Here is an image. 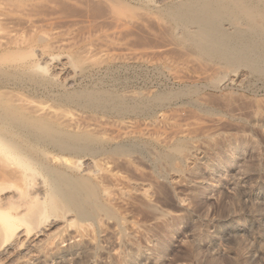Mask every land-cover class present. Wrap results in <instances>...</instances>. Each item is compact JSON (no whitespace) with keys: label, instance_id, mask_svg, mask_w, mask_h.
Instances as JSON below:
<instances>
[{"label":"rangeland","instance_id":"1","mask_svg":"<svg viewBox=\"0 0 264 264\" xmlns=\"http://www.w3.org/2000/svg\"><path fill=\"white\" fill-rule=\"evenodd\" d=\"M262 1L247 4L261 27L246 29L238 10L231 28L253 41H231L230 18L219 14L233 46L222 54L175 34L161 11L189 0L159 8L150 0H0V100L36 105L108 141L109 153L88 151L92 162L75 172L109 186L104 198L119 216L84 222L71 213L68 223L47 202L55 227L36 236L38 220H15L19 238H9L0 264H264V53L233 50L264 45L255 37ZM179 141L187 149L173 154ZM169 152L178 153L171 163ZM0 165L16 200L33 201L22 159L0 146Z\"/></svg>","mask_w":264,"mask_h":264},{"label":"bare ground","instance_id":"2","mask_svg":"<svg viewBox=\"0 0 264 264\" xmlns=\"http://www.w3.org/2000/svg\"><path fill=\"white\" fill-rule=\"evenodd\" d=\"M186 1H188V0H186ZM256 1L260 2L262 0H189V2H187V5L184 7L177 6V7L173 8L172 7L173 4H172L171 7L170 6H163L161 8V11H162V13H165L169 17V19H171L172 22L175 24V26H173L175 34L183 35L184 38L188 39L193 45L198 47V49L199 48L203 49V50L205 49L204 52H206L207 49L210 48L217 53L218 52H221V53L225 52L226 53L227 50L231 49L233 46L232 47L229 46V48H228L227 42L225 41V40L228 41V39L223 40L222 36H224V34H221V31L223 32V30H220V28L222 26L220 24H223V23H221L222 19L220 17H218L219 14L221 13L222 16H224L226 14V17H224V18H230V19H228L230 21L223 19V22L227 21L228 23H230V40L232 41L231 38H233L232 36H234L235 39H237V40L241 39V41H244L245 39H248L249 35H252V33L247 32L248 30L246 32H244V31L241 32L240 31L241 29H238V27H237V29H235V31H233L234 29L233 30L231 29L232 27L235 28L236 19L238 18L237 17L239 15L238 13H240V12L236 13V11L241 10L240 14L243 13L242 12L243 10L246 11L245 13H243L244 18L246 19V21H248V25H246L248 27H246V29H250L249 31H252L255 28H258V27H256L259 24V22H257V19L260 16L259 17L257 16V13H256L253 5L251 7H248L247 4H248V2H256ZM164 2H165V0H150L149 3L154 4L153 6L157 5V7H158V5H161ZM181 2H183V1H181ZM146 4H147V2H146ZM179 4L181 5V3H179ZM256 5L259 6L258 4H256ZM262 17H264V16H262ZM219 19H221V22L219 21ZM240 19H237V23L241 21ZM259 20H260V18H259ZM260 22H261V20H260ZM241 23H243V21ZM245 24H247V23L245 22ZM249 25H250V27H249ZM259 25L261 27V24H259ZM225 26H224V28H225ZM237 26H239V25H237ZM243 26H245V25H243ZM242 30H244V29H242ZM226 31H229V30H226ZM257 31H258V29H257ZM260 31L256 32V33H258L257 36H255V35L254 36L257 38L260 37V40H261L262 39L261 37H264L263 25H262V30H260ZM241 33H245L246 36L244 34L241 35ZM253 34H255V33H253ZM243 35L245 37H243ZM254 36H253V38H254ZM224 38H227V37L224 36ZM257 38H255V39H257ZM249 39L252 40V38H249ZM223 41L226 43H224ZM248 41H250V40H248ZM254 42H255V40H254ZM263 43H264V41H263ZM234 44H235V42H234ZM228 45H229V42H228ZM231 45H233L232 42H231ZM237 47H238V45L235 46V49H233V50L236 51L238 54L240 53L238 57H240L242 54L241 58L244 56L246 57V55L247 56L248 55L249 56L254 55V54L258 55L260 53H261L260 55H262L264 53V45L259 44L258 40H257V43L245 44V42H244V44L242 46L240 45V47H238V48ZM201 52H202V50H201ZM208 52H210V51H208ZM237 53L234 55L236 56ZM222 54H220V55H222ZM229 54H230V51H229L228 55ZM214 55H215V53H214ZM228 55H226V56H228ZM226 56H224V57H226ZM232 56H233V54L231 55V57ZM254 56H256V55H254ZM228 58L229 57H227V59ZM254 58L256 60V57H254ZM261 58H264V57L262 56ZM243 59H245V58H243ZM238 60H237V62L241 61L242 59L239 61ZM248 60H250V59L248 58ZM255 60H253V61H255ZM253 61H250V64ZM254 63H252V64H254ZM242 64H244V62H242ZM233 65H234V63H233ZM241 66H243V65H241ZM230 67H231V65H230ZM254 67H256V66H254ZM108 94H110V93H108ZM78 95H80V94H78ZM87 95H88V97H90V99L93 97L91 95L89 96V93ZM73 96H72V98H74ZM83 97H85V96H83ZM102 98H103L102 100H105L104 97H102ZM92 99H94V98H92ZM66 101L67 100H65V102ZM89 101H92V100H89ZM82 102H84V100ZM87 102H84V103H87ZM69 104H67V105H69ZM89 105H91V104L89 103ZM78 107H80V106L78 105ZM47 113H50V112H47ZM57 117L56 116L54 117V115L53 116H49L48 114L46 115V113L43 112V108H41V107L38 108V106H36V105L35 106L21 105L18 103H14V101H12V100L10 101V99H9V101H8V99L2 100V101L0 100V146L4 147L5 149L11 151L13 154L20 157L22 159V162H23L24 166L26 167V169H29L31 171V172H25L24 173V179H26V183H27V185L25 184L26 185L25 189H28L29 195L33 198V201L32 200L31 201L26 200V202H23V203L22 202L20 203V200L18 201L19 198L16 200V190L13 188L12 181L9 180L8 175L4 176L6 174L5 172H4L5 174H2V172L0 173V254L4 253L6 248H8V241L10 240L9 238L10 237L12 238L18 232L16 230V227H15V231L11 230L14 226L15 220L22 219L24 216L26 217V215H28V214L32 217L30 224L32 222H36L38 220L37 222H40V223H39V225H37L38 229L36 230V234H37L36 236L44 234L51 227H53L54 225L57 224L56 220L55 221L54 220H48V218L45 215V209L46 208H44V204H46L47 202L50 203V205H51L48 208H50V209L52 208V211H54L55 214L56 213L57 214L62 213L64 215L63 217L65 219L70 218L68 216L71 213H73L76 215L75 217H77L78 220L84 221V222L85 221L96 222V220L100 216H103V215L107 216L108 218H112V219L114 218V220L115 219L118 220L117 218L119 216L117 217L115 214L116 211L114 212V210H113L114 205L112 204L113 206H111L110 205L111 202L110 201L108 202L106 200V198H104V196H105L104 193L105 192L107 193V190H108L107 188L109 186L107 188L105 187L106 191H104L103 188L99 184L100 182L97 183L95 181L96 180L95 178L97 176L95 177L94 174H93L94 175V177H93L92 175H89V176L82 175V174L80 175V174H77L75 172L77 170L84 172V170H86L88 168V164L90 162H92V160L90 162L86 161L88 159V157H87V155L89 154L88 151H92L94 153V156L99 155L100 153H103V151H104V153H106L107 150L105 147L108 145V141H103L102 140L103 138L100 139V138H98V136L96 137L95 133H92L91 131L90 132L93 135L86 133L85 131H81V129H80L81 132L73 131L77 128V126H80V125H77V123H75V125H77V126L73 130H70L73 128V127L71 128V126L69 125V124H71V122L66 124L64 121H61L62 120L61 117H60V119H58ZM54 118H56V119H54ZM73 125H74V123H73ZM84 128L82 130H84ZM77 129L79 130V127ZM85 130H88V129L85 128ZM103 136H99V137H103ZM108 139H110V138H108ZM182 141H184V140H182ZM182 141H181V143H180V141L178 143H176L177 145L175 144L174 147L171 146L172 147L171 151H173L172 152L173 154H174V151L181 153L187 149L186 145H188V144L186 143V145H185V143H182ZM147 142H149V141H147ZM129 144H131V143H129ZM139 144H141V143H139ZM144 144H145V142H144ZM99 145H101V146H99ZM134 145H136V144H134ZM102 146H104V147H102ZM114 147H116V146H114ZM119 147H121V146H119ZM127 147L129 148L128 144H127ZM146 147H148V146H146ZM124 148H126V145H125V147H123V149ZM130 150H132V149L130 148ZM113 151H111V152H113ZM116 152L118 154V151H114L113 153H116ZM107 153H109V152H107ZM119 154H120V152H119ZM171 154H170V152L168 155L163 154L165 156V158H168L170 163L173 162L172 158L178 156L177 155L178 153L175 154L174 156ZM100 155H102V154H100ZM163 155H161V156L163 157ZM108 156H110V154ZM169 158H171V159H169ZM93 161H94V159H93ZM92 167H90V168L93 169ZM95 170H97V169H95ZM88 171H91V170H88ZM94 172L96 173V171H94ZM22 174H23V172L21 173V175ZM34 174L35 175L37 174L36 177H38V178H40V176H41L43 178V180H39V179L36 180V177L34 176ZM90 176H92V177H90ZM21 178L23 179V177H21ZM13 179L14 178H12L11 180H13ZM99 180H101V179H99ZM109 181H110V179H109ZM103 182H105V180ZM101 183H102V180H101ZM102 184L101 185L104 186V183H102ZM105 186H107V185H105ZM26 195H28V194H26ZM31 206H35L37 210L34 212L35 209L34 210L29 209ZM114 209L116 210V208H114ZM22 210H25V212H22ZM30 210L33 212H31ZM50 212H51V210H50ZM54 212H53V214H54ZM70 220H73V219H71V218L66 219V221L68 223L70 222ZM11 231L13 234L10 233ZM19 234H21V233H19ZM17 238H19V236Z\"/></svg>","mask_w":264,"mask_h":264}]
</instances>
